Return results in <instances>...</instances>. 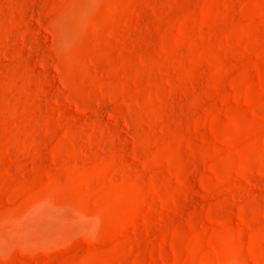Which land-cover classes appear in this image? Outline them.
I'll return each mask as SVG.
<instances>
[{"label": "rangeland", "instance_id": "rangeland-1", "mask_svg": "<svg viewBox=\"0 0 264 264\" xmlns=\"http://www.w3.org/2000/svg\"><path fill=\"white\" fill-rule=\"evenodd\" d=\"M0 264H264V0H0Z\"/></svg>", "mask_w": 264, "mask_h": 264}]
</instances>
